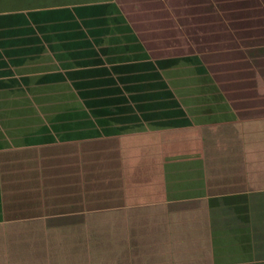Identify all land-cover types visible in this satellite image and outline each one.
I'll use <instances>...</instances> for the list:
<instances>
[{
	"label": "crops",
	"instance_id": "0c3cea01",
	"mask_svg": "<svg viewBox=\"0 0 264 264\" xmlns=\"http://www.w3.org/2000/svg\"><path fill=\"white\" fill-rule=\"evenodd\" d=\"M225 3L0 13V111L27 109L17 96L40 88L109 86L147 92L119 116L148 123L104 136L61 119L19 139L0 129V264H264V0L261 23ZM182 78L194 85L167 81ZM146 80L163 87L146 91Z\"/></svg>",
	"mask_w": 264,
	"mask_h": 264
},
{
	"label": "rangeland",
	"instance_id": "374dc122",
	"mask_svg": "<svg viewBox=\"0 0 264 264\" xmlns=\"http://www.w3.org/2000/svg\"><path fill=\"white\" fill-rule=\"evenodd\" d=\"M71 0H0V10L3 9H14L18 7H43L45 5L50 4H60L64 2H68ZM73 1V0H72ZM231 1L235 8H239V16L240 18L247 19L250 23L254 22L255 19L258 17V20L261 23L259 17L261 14H257L260 8L258 5H261L262 0H226L225 6L226 8L230 6L227 2ZM212 7L216 8L215 0H210ZM230 12H225L219 14V18L222 16H229ZM235 17L237 18L238 15L236 14ZM203 17L195 16L193 18L194 23L201 22ZM205 19V17H204ZM208 20L210 23L217 22L218 18L216 15L208 16ZM254 20V21H253ZM188 48H178L176 52H185ZM170 82L175 91L178 92V88H185V86L194 85V81L191 80L192 83H189L187 79H176V80H167ZM108 81H99L98 85H104L103 83H107ZM100 83V84H99ZM162 83L160 82H152V80L145 81V90L148 89L153 90L154 86H161ZM64 87H52V88H40L38 89L35 95H24V96H17V98L22 97L26 100L24 103L28 106L27 109L23 110H2L0 111V124H1V133L9 134L10 136H16L18 139L23 138L28 132L32 130H36L37 127L33 125L40 124V122H45L47 120H54V119H61V120H74V122H79V127L75 126V129H80L81 136L89 134L83 133L88 132L91 129L97 130L101 135H105L106 131L115 130L117 128H130V129H137L143 128L148 125L145 123L146 120L139 115L138 119L133 116V114L126 115V117L119 116L122 111H124L121 107L122 103L128 101L129 103L133 102L134 100L141 101L143 99H147L146 93L142 95H131V96H122L120 94L114 93L116 89L114 87H98L95 89V94L87 93L86 90H82L81 94L74 93L70 88L66 87L65 85H60ZM163 87V86H161ZM152 88V89H151ZM121 90H124L123 87H120ZM119 89V90H120ZM161 90V89H160ZM108 91V94L105 92ZM36 92V91H35ZM92 92V91H91ZM156 92H159L156 91ZM152 92L149 95V101H153L154 93ZM161 93L163 91H160ZM113 93V94H112ZM131 99H130V98ZM127 98V100H123ZM34 103V107L33 104ZM28 104V105H27ZM148 104V103H147ZM121 105V106H119ZM134 105V104H133ZM17 107H23L22 104H18ZM168 111L161 113L168 117ZM123 114V113H122ZM147 113H145L146 115ZM144 115V116H145ZM159 115L157 113L151 114ZM154 117V116H153ZM122 120L126 121H133V123L137 122L135 125H126L121 126L117 125ZM145 123V124H143ZM171 123L169 121H165L163 124ZM89 126H86V125ZM105 124V125H104ZM108 124V125H107ZM117 126H116V125ZM91 125V126H90ZM146 125V126H144ZM72 127L65 129H71ZM85 128V129H84ZM95 130H92L93 133ZM97 170H101L104 167V163L102 160H99L95 165ZM103 175V173H99Z\"/></svg>",
	"mask_w": 264,
	"mask_h": 264
},
{
	"label": "trees",
	"instance_id": "16d2710c",
	"mask_svg": "<svg viewBox=\"0 0 264 264\" xmlns=\"http://www.w3.org/2000/svg\"><path fill=\"white\" fill-rule=\"evenodd\" d=\"M37 8H42V7H31V8L18 7V8H14V9H3V10H0V13H8V12H15V11H22V10H29V9H37Z\"/></svg>",
	"mask_w": 264,
	"mask_h": 264
}]
</instances>
